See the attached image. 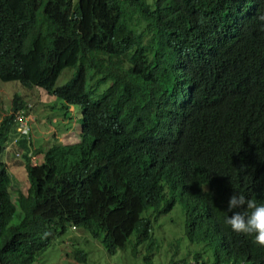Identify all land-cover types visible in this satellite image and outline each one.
<instances>
[{
    "label": "trees",
    "instance_id": "obj_1",
    "mask_svg": "<svg viewBox=\"0 0 264 264\" xmlns=\"http://www.w3.org/2000/svg\"><path fill=\"white\" fill-rule=\"evenodd\" d=\"M237 1L0 0V81L43 89L59 100L63 118L71 107L80 113L76 142L34 148L20 141L23 153L11 162L25 170V193L0 159V264H36L69 228L83 233V241L72 239L83 264H95L94 251L117 259L127 253L128 264H264V247L225 223L234 191L264 204L261 167L244 163L262 156L264 91L241 95L233 114L246 117L224 135L220 108L196 90L228 58L237 65L222 73L245 86L264 55L251 40L254 29L232 17ZM67 68L74 75L56 85ZM25 108L15 94L0 122V153L17 136L15 114ZM179 144L226 153L208 191L185 181L193 164L176 161ZM29 149L42 155L39 165ZM173 214L167 227L160 217ZM163 230L174 246L160 263L156 233Z\"/></svg>",
    "mask_w": 264,
    "mask_h": 264
},
{
    "label": "clouds",
    "instance_id": "obj_2",
    "mask_svg": "<svg viewBox=\"0 0 264 264\" xmlns=\"http://www.w3.org/2000/svg\"><path fill=\"white\" fill-rule=\"evenodd\" d=\"M263 11L264 0H240L236 2L232 17L241 19L243 25L247 29H251L252 27L254 31H251V40L259 42L264 46V41L262 43L258 38L255 37L256 35L264 37V14H262ZM222 37L225 38L224 34L220 33L219 39H222ZM224 46H226V43L224 44ZM191 49L195 48L191 47ZM259 57L260 58H257V61L254 60V62L251 64L250 70L248 69L247 71L245 86H241L239 83L235 82L230 75L222 73L225 68V64H232L231 68L237 65L234 60L232 63L231 58H225L226 60L222 62L220 68L216 70L214 67L211 72H208L206 74V77L203 80L202 84L198 88H196V90H198L201 94L207 92V94L212 97V101L215 107L218 106L220 108L221 116L225 119L224 121L227 122V124H223L221 126L224 135L232 131L235 118L236 120L241 122L238 117H246L243 112L238 116L233 114V112L235 111L234 109L238 106V99L241 97V95L244 92H248V90L264 91V55L261 54V56ZM211 58L214 57L212 56ZM186 69H188V67L184 68L183 70ZM10 107L7 109V111H9ZM31 107L32 106L27 103V108L19 110L15 114V129L18 134L14 139L5 144L2 152L0 153V159L2 158V156H4V160L1 161L7 166V169L10 164L12 165V157L20 156L23 153L19 150L20 141L25 138L27 139V144H29L30 141L33 142V140L31 139V121L28 118L31 115ZM24 119H26L27 127L22 126V120ZM240 132L241 131L231 133L229 137L233 135L239 136ZM199 147L200 146L196 145V147H194L193 149L190 147L185 148L184 145L179 144L172 155L174 156L176 161L178 159H182L183 161H187L193 164L192 171L185 181L192 183L194 189H197V191L205 192L209 190V182L213 181L215 178L220 177V165L224 168L227 159L224 156L226 155V153L221 152L217 148H213V146L206 145L205 147H203L202 152L199 151ZM27 153L30 158L32 157V155H34L31 153L30 149ZM258 157L260 159L258 161H252V163L248 161L244 163L260 165L263 174L260 184L264 186V146L262 148V156L258 155ZM216 158L220 159L217 160ZM204 176H206L207 180L203 178ZM23 192L25 193V191ZM262 196H264V191L262 192ZM202 209L206 211L205 207H203ZM234 209L242 210L233 211ZM227 211L232 212V214L226 215L225 223L230 226L232 231L236 233L252 235L253 242L260 247H264V204H257L255 200L249 199L245 195L234 191L229 196V199L227 201ZM160 219L165 220L164 225L167 224L168 227V224H170L171 221L177 220V217L173 214L166 217L161 216ZM153 220V222L156 223V220ZM173 227L175 226L172 225V228ZM157 228L158 227L154 228L153 232ZM175 228L177 229V227ZM220 229L222 228L220 227ZM69 230L70 228L67 230V232ZM165 230L160 231L156 234L158 236H161L160 234H162ZM179 230L183 231V226ZM65 233L66 231L64 232V234ZM167 234L171 235L169 233ZM44 235H47V233H45ZM61 236H63V234L58 238H60Z\"/></svg>",
    "mask_w": 264,
    "mask_h": 264
},
{
    "label": "rangeland",
    "instance_id": "obj_3",
    "mask_svg": "<svg viewBox=\"0 0 264 264\" xmlns=\"http://www.w3.org/2000/svg\"><path fill=\"white\" fill-rule=\"evenodd\" d=\"M74 72V69H65L57 78L56 85L59 86L66 83L74 75ZM90 82L91 81L89 80L88 86H91L92 83ZM15 94L21 96L32 106L30 109L31 115L28 118L31 121V139L33 140L32 146L34 148H37L38 146H49L51 143H54V141L59 143H70L79 140L80 122L78 117L80 116V113L78 107H71L67 118H63L61 115H58L62 110L60 108L59 100H57L56 97L46 94L41 88H25L17 81H0V122L4 115H6L7 109L11 106V101ZM65 126L68 127L67 130L65 129ZM1 160H4V156H2ZM30 161L33 165H39L42 162V155H32ZM8 171L14 175V179L19 185V188L26 191L28 181L24 168L10 164ZM11 194L12 199L15 202L17 194L15 192H11ZM16 207L17 210L14 215V222H18L21 219V211L18 206ZM160 235L162 236V247L159 252L161 254L156 255V257L160 258V263H165L168 261L169 256L163 257V252L165 250L171 252L174 243L172 235H168L165 231ZM82 236L83 233L81 230L70 228L68 232L66 231L63 236L53 242V245L45 252L46 254L44 253V256L36 264H83L77 262L72 255V239L79 238L80 241H83ZM100 248L99 243H97L95 247L92 248V251ZM122 255L123 254L117 259L116 257H111L105 254H97L94 251V254L91 256V261L95 264H128L130 259L124 258L128 254L126 253L125 256Z\"/></svg>",
    "mask_w": 264,
    "mask_h": 264
},
{
    "label": "built area",
    "instance_id": "obj_4",
    "mask_svg": "<svg viewBox=\"0 0 264 264\" xmlns=\"http://www.w3.org/2000/svg\"><path fill=\"white\" fill-rule=\"evenodd\" d=\"M22 121H23L22 126L27 127V126H26V119H24V120H22Z\"/></svg>",
    "mask_w": 264,
    "mask_h": 264
}]
</instances>
